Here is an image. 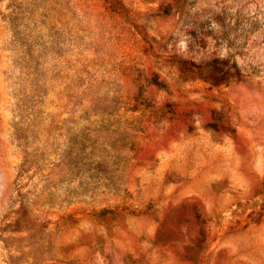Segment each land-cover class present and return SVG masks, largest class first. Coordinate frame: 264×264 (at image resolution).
<instances>
[{
	"label": "rangeland",
	"instance_id": "374dc122",
	"mask_svg": "<svg viewBox=\"0 0 264 264\" xmlns=\"http://www.w3.org/2000/svg\"><path fill=\"white\" fill-rule=\"evenodd\" d=\"M0 264H264V0H0Z\"/></svg>",
	"mask_w": 264,
	"mask_h": 264
}]
</instances>
